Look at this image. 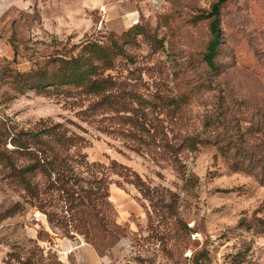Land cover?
<instances>
[{
  "label": "rangeland",
  "instance_id": "rangeland-1",
  "mask_svg": "<svg viewBox=\"0 0 264 264\" xmlns=\"http://www.w3.org/2000/svg\"><path fill=\"white\" fill-rule=\"evenodd\" d=\"M214 1L14 0L0 27V71L32 67L36 54L44 52L42 43H77L110 32L122 48L113 56L120 62L111 74H126V51L145 82L139 91L153 90L155 83L159 94H168L180 81L192 94L183 112L200 130L205 116L218 118L222 111L233 125L235 109L244 108L250 126L241 123L247 129H240L237 142L249 147L254 163L260 156L264 162V0H226L219 8L215 74L202 59L209 18L198 17ZM131 28L123 38L114 37ZM59 114L66 112L53 99L18 90L7 74L0 75V119L25 123ZM218 121L204 127V134L222 129ZM258 124L259 130L253 127ZM84 151L88 161L113 159L126 166L142 184L112 176L106 220L100 225L88 210L85 241L82 234L68 237L52 229L21 193L0 180V264H76L81 260L74 246L80 242L90 244L106 264H264V183L230 169L214 146H200L176 169L102 135L90 138ZM142 187L151 197L141 194Z\"/></svg>",
  "mask_w": 264,
  "mask_h": 264
},
{
  "label": "trees",
  "instance_id": "trees-1",
  "mask_svg": "<svg viewBox=\"0 0 264 264\" xmlns=\"http://www.w3.org/2000/svg\"><path fill=\"white\" fill-rule=\"evenodd\" d=\"M225 1L215 0L209 12L198 16L209 18L210 38L202 59L208 72L214 74L219 8ZM132 30L114 37L121 39ZM110 35L108 32L89 36L77 43L51 40L42 43L43 54H36L38 59L33 58L32 67L27 70L1 67L0 75L7 74L14 88H25L53 99L66 115L39 117L25 123L1 118L0 180L21 193L29 206L45 216L52 229L68 237L82 234L85 241L90 239L87 211L93 212L100 225L106 220L107 189L112 176L135 186L142 184L137 173L113 159L106 163L88 161L84 149L93 136L117 140L122 148L154 163H168L174 169L200 146L212 145L230 169L252 174L264 183L263 156L254 163L249 147L241 143L243 140L237 142L238 133L242 134L240 129H247L241 123L250 124L244 108L235 109L237 120L233 125L222 111L218 118L205 116L202 129L216 124L213 119L222 121H218L222 129L204 134L191 115L185 116L183 112L192 94L180 86V81L173 84L168 94H159L160 84L155 83L153 90L139 91V85L145 82L138 75L140 68L133 65L134 55L126 51L123 52L126 74L122 76L119 70L110 73L120 62L113 56L122 51ZM11 48L16 57L15 49ZM253 127L259 130L260 126ZM139 191L143 196L152 195L149 188L142 187Z\"/></svg>",
  "mask_w": 264,
  "mask_h": 264
},
{
  "label": "crops",
  "instance_id": "crops-1",
  "mask_svg": "<svg viewBox=\"0 0 264 264\" xmlns=\"http://www.w3.org/2000/svg\"><path fill=\"white\" fill-rule=\"evenodd\" d=\"M14 0H0V27L7 22V15L12 11V3ZM78 261L76 264H106L102 263L100 256L96 250L87 243L80 242L74 246Z\"/></svg>",
  "mask_w": 264,
  "mask_h": 264
}]
</instances>
